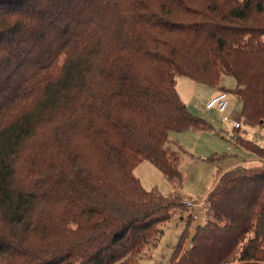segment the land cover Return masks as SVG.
Segmentation results:
<instances>
[{"label":"trees","instance_id":"16d2710c","mask_svg":"<svg viewBox=\"0 0 264 264\" xmlns=\"http://www.w3.org/2000/svg\"><path fill=\"white\" fill-rule=\"evenodd\" d=\"M227 75L244 122L264 128V0H0V264H137L154 250L173 213L139 210L164 197L134 168L181 181L171 133L212 126L177 79ZM233 141L259 165L219 176L215 221L182 264H264V148Z\"/></svg>","mask_w":264,"mask_h":264},{"label":"rangeland","instance_id":"374dc122","mask_svg":"<svg viewBox=\"0 0 264 264\" xmlns=\"http://www.w3.org/2000/svg\"><path fill=\"white\" fill-rule=\"evenodd\" d=\"M236 86L237 81L231 75L224 76L216 87L196 83L187 77L177 79V90L189 111L207 121L212 128L171 133L167 146L173 154L170 157V153H167L170 169L176 163L175 168L181 181L175 175H172L174 179L169 178L147 160L135 166L134 174L145 191H156L164 197L160 200L151 198L150 201H141L138 204L139 210L146 211L148 207H153L157 211L163 207L161 215H165L166 211L173 213L169 221L159 225L161 234L157 247L147 255H140L137 260L139 264H150L153 261L159 264H182L183 253L191 245L192 239L200 234L201 228L208 221H215L213 213L220 203L211 207L206 198L219 176L235 168H252L259 165L253 154L240 149L233 141V137L239 134L264 148V128L244 122L242 104L234 93ZM224 89L228 94V110L223 114L216 109L207 110L206 104L209 100ZM236 121L242 123V130L235 131ZM255 135L261 140H256ZM213 156L220 160L211 161ZM236 177V174H231L227 180ZM172 197L181 202V208L176 207L177 203H172ZM192 198L199 200L203 208V213L197 220L192 218V212L184 206V201ZM176 251H179V254L171 263L170 259Z\"/></svg>","mask_w":264,"mask_h":264},{"label":"built area","instance_id":"2783aa9c","mask_svg":"<svg viewBox=\"0 0 264 264\" xmlns=\"http://www.w3.org/2000/svg\"><path fill=\"white\" fill-rule=\"evenodd\" d=\"M229 107V100H228V94L225 91H220L219 94L209 100V102L206 104L207 110H213L216 109L220 114L225 113L228 110ZM234 129L236 130H242L243 126L241 122H234ZM256 140H261L258 136H254ZM228 150H230V147H228ZM184 206L192 212V218L194 220H197L200 214L203 213V208H201V202L196 199H187L184 201Z\"/></svg>","mask_w":264,"mask_h":264},{"label":"crops","instance_id":"0c3cea01","mask_svg":"<svg viewBox=\"0 0 264 264\" xmlns=\"http://www.w3.org/2000/svg\"><path fill=\"white\" fill-rule=\"evenodd\" d=\"M239 100V99H238ZM208 197V196H207ZM207 199V198H206ZM178 254H179V251H176L173 255H172V257H171V259H170V262L171 263H173L174 262V260H175V257H177L178 256ZM139 264V263H138ZM150 264H159L157 261H153L152 263H150Z\"/></svg>","mask_w":264,"mask_h":264}]
</instances>
